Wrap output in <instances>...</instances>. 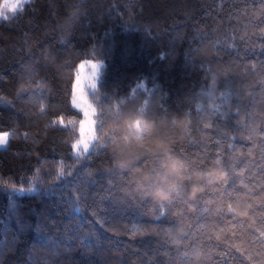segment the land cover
<instances>
[{
	"label": "trees",
	"instance_id": "trees-1",
	"mask_svg": "<svg viewBox=\"0 0 264 264\" xmlns=\"http://www.w3.org/2000/svg\"><path fill=\"white\" fill-rule=\"evenodd\" d=\"M84 59L105 66L79 154ZM0 97V264H264V0H30L0 20ZM136 111L187 176L228 178L194 201L191 179L167 201L137 188L110 147Z\"/></svg>",
	"mask_w": 264,
	"mask_h": 264
},
{
	"label": "clouds",
	"instance_id": "clouds-1",
	"mask_svg": "<svg viewBox=\"0 0 264 264\" xmlns=\"http://www.w3.org/2000/svg\"><path fill=\"white\" fill-rule=\"evenodd\" d=\"M181 119L175 117L176 122ZM140 121L139 128L136 122ZM148 117L136 111L132 115H125L117 122V135L110 145L116 166L124 171L131 172L139 189L150 188V194L154 199L167 201L176 191L177 182L191 179V189L188 194L189 200H196L204 191V184H212L221 179H227V172L223 175L216 174L214 171L195 172L191 177L185 174L187 162L179 156H174L164 152V145L168 137L151 132L146 124ZM153 124L156 121H152ZM176 123V125H177ZM175 125V126H176ZM133 141H136L137 148H151L152 154L158 157V160L164 162L163 169L153 172L152 169H144L139 166L135 159L126 158L127 148Z\"/></svg>",
	"mask_w": 264,
	"mask_h": 264
},
{
	"label": "rangeland",
	"instance_id": "rangeland-1",
	"mask_svg": "<svg viewBox=\"0 0 264 264\" xmlns=\"http://www.w3.org/2000/svg\"><path fill=\"white\" fill-rule=\"evenodd\" d=\"M23 2V0H21ZM17 3V0H3L1 3L0 9L3 8L5 4L12 5ZM14 12L8 11L6 12L4 17H8L12 15ZM0 17V20L2 18ZM96 66L95 68L93 66ZM105 66L104 60H94V59H84V61L79 64L78 72L74 81V99L73 104L77 106L83 111L84 119L80 123V136L76 139L75 144L77 141H88L90 140L91 143L89 144V150L92 149L94 143L96 142L97 137V116H96V107L91 100V92L97 88L99 80L103 73V68ZM93 85L95 87L93 88ZM85 112L88 114L85 115ZM83 122L84 132L81 133V124ZM10 133V131H0V133ZM10 137V136H9ZM9 140V138H8ZM8 140L5 144L0 145V148H5L8 146ZM83 148V143L79 144L77 148H74V152L79 153V149ZM88 150V151H89Z\"/></svg>",
	"mask_w": 264,
	"mask_h": 264
},
{
	"label": "snow or ice",
	"instance_id": "snow-or-ice-1",
	"mask_svg": "<svg viewBox=\"0 0 264 264\" xmlns=\"http://www.w3.org/2000/svg\"><path fill=\"white\" fill-rule=\"evenodd\" d=\"M28 2H30V0H23V2H21V0H17V3H15V4H12V5L5 4L3 6V8L0 9V17H4L5 14H6V12H8L9 10L12 11V12H18V11L22 10L23 7H24V4L25 3H28ZM93 67L95 68L96 66L94 65ZM94 87H95V85H93V88ZM0 102H3V98L2 97H0ZM141 111H143V110H141ZM87 114L88 113L85 112V115H87ZM59 123H63V122L62 121H59ZM136 126L139 128L140 121H137L136 122ZM83 132H84V127H83V122H82V124H81V133L83 134ZM10 135H14V133H11V134L10 133H7V132L0 133V145L5 144L7 142V140H8V138H9ZM112 139H114V138H112ZM81 143H83V148H80L79 149V154H83L84 152H88V150H89V144L91 143L90 140H88V141H83V140L82 141H77V144H74L73 145V148H77L78 145L81 144ZM163 151L164 152H168L170 150L169 149H164ZM157 166H158V169H163V167L165 166V164H164V162H162L160 160H157ZM184 170L187 171L188 169L185 168ZM156 171H157V168H154L153 169V172H156ZM11 187L14 190H16V186L15 185H11ZM20 190H23V189H20ZM32 190L33 189H31V188L28 189V191H32ZM229 211H235V209H233V208L230 207L229 208ZM76 212H79V208L78 207L76 208ZM238 215H240V216H247L248 213H247V211H241V212L238 213ZM260 238H261V242H264V232H261L260 233Z\"/></svg>",
	"mask_w": 264,
	"mask_h": 264
}]
</instances>
